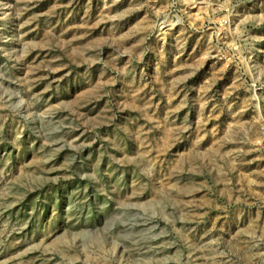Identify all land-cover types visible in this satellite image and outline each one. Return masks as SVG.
Instances as JSON below:
<instances>
[{"label": "rangeland", "instance_id": "rangeland-1", "mask_svg": "<svg viewBox=\"0 0 264 264\" xmlns=\"http://www.w3.org/2000/svg\"><path fill=\"white\" fill-rule=\"evenodd\" d=\"M0 264H264V0H0Z\"/></svg>", "mask_w": 264, "mask_h": 264}]
</instances>
